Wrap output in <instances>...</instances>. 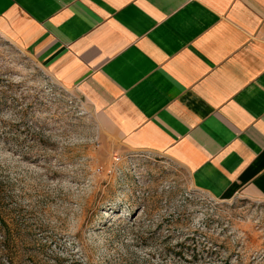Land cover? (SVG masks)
Here are the masks:
<instances>
[{
  "label": "crops",
  "instance_id": "1",
  "mask_svg": "<svg viewBox=\"0 0 264 264\" xmlns=\"http://www.w3.org/2000/svg\"><path fill=\"white\" fill-rule=\"evenodd\" d=\"M0 37L124 151L264 201V0H0Z\"/></svg>",
  "mask_w": 264,
  "mask_h": 264
},
{
  "label": "rangeland",
  "instance_id": "2",
  "mask_svg": "<svg viewBox=\"0 0 264 264\" xmlns=\"http://www.w3.org/2000/svg\"><path fill=\"white\" fill-rule=\"evenodd\" d=\"M0 264H264V201L110 142L82 99L0 37Z\"/></svg>",
  "mask_w": 264,
  "mask_h": 264
}]
</instances>
